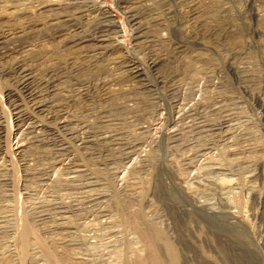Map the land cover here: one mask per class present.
<instances>
[{
	"label": "rangeland",
	"instance_id": "obj_1",
	"mask_svg": "<svg viewBox=\"0 0 264 264\" xmlns=\"http://www.w3.org/2000/svg\"><path fill=\"white\" fill-rule=\"evenodd\" d=\"M145 236L264 264V0H0V264Z\"/></svg>",
	"mask_w": 264,
	"mask_h": 264
},
{
	"label": "bare ground",
	"instance_id": "obj_2",
	"mask_svg": "<svg viewBox=\"0 0 264 264\" xmlns=\"http://www.w3.org/2000/svg\"><path fill=\"white\" fill-rule=\"evenodd\" d=\"M78 2V1H77ZM96 4V3H95ZM13 101V100H12ZM7 124V123H6ZM16 172V171H15ZM26 227V226H25ZM24 229V227H23ZM23 229H21L22 233L23 232ZM26 231V229H25ZM20 232V233H21ZM22 235V234H21ZM27 235V234H26ZM23 236V235H22ZM26 237V236H25ZM152 237V236H151ZM150 236H145L144 239H145V244L147 246V250H148V256H147V259L143 260V261H140L139 264H164L162 261H161V257H159V254L156 250V245H155V241L153 240V238H151ZM22 238V237H21ZM24 239V238H23ZM26 240V239H24ZM23 242V241H22ZM169 244V243H168ZM173 248V247H172ZM170 246H166L165 249H167V252H168V255H167V258L169 257V262L167 261V258L165 257V262L167 261V264H177V257L176 255L174 254L173 250ZM142 260V259H141ZM65 264V263H64ZM138 264V263H137ZM166 264V263H165Z\"/></svg>",
	"mask_w": 264,
	"mask_h": 264
}]
</instances>
